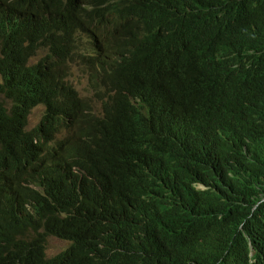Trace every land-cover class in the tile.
Listing matches in <instances>:
<instances>
[{"label":"trees","instance_id":"trees-1","mask_svg":"<svg viewBox=\"0 0 264 264\" xmlns=\"http://www.w3.org/2000/svg\"><path fill=\"white\" fill-rule=\"evenodd\" d=\"M45 1L0 0V165L5 156L8 167L0 203L18 209L0 215V238L9 244L30 232L39 250L50 235L72 239L51 264H264V0H117L151 23L153 43L188 53L181 66L145 59L127 71L130 92L161 123L180 125L187 152L149 149L145 169L120 187L48 160L37 189L19 198L11 160L36 146L25 131L31 108L56 89L75 94L62 82L76 58L56 60L49 72L39 66ZM11 7L33 10L30 33L11 25ZM31 200L32 210L24 206ZM29 247L19 240L21 252Z\"/></svg>","mask_w":264,"mask_h":264},{"label":"clouds","instance_id":"clouds-1","mask_svg":"<svg viewBox=\"0 0 264 264\" xmlns=\"http://www.w3.org/2000/svg\"><path fill=\"white\" fill-rule=\"evenodd\" d=\"M44 6L49 26L42 37L47 50L41 54L44 57L40 69L49 72L56 60L65 56L76 58L67 61L69 76L62 82L75 94L66 99L62 89H56L48 94L47 100L31 108L25 131L33 133L36 146L27 151V159L15 153L11 160V169L21 181L18 197L22 198L26 187L37 189L39 170L48 165V160H65L80 179L120 187L145 169L149 149L173 148L187 152L179 138L180 125L176 121L161 123L158 114L130 92L127 71L140 67L145 59L168 67L181 66V55L188 53L180 52L176 44L163 48L153 43L151 23L140 22L133 9L123 7L117 0H46ZM5 16L17 30H24V35L34 28L35 15L28 7H11ZM76 67L83 73L81 79L83 76L87 79L83 93L79 90L82 82L71 75ZM187 93L185 90L184 95ZM76 98L84 102L83 107L71 105L70 101ZM37 106H43L44 115L38 124L31 125L32 111ZM51 134L54 144L48 151L42 149L44 137ZM4 158L0 177L8 171ZM7 183L0 181V191ZM199 187L206 188L203 184ZM33 202L24 206L31 209ZM13 206L0 203L3 207L0 215L17 212ZM49 237L69 245L57 254H50ZM21 238L30 245L23 252L18 249ZM48 238L42 250L36 247V236L30 232L25 237L22 232L15 234L9 244L0 238V264H51L52 259L66 252L74 242L56 235ZM168 259L175 263L173 256L169 255Z\"/></svg>","mask_w":264,"mask_h":264},{"label":"rangeland","instance_id":"rangeland-1","mask_svg":"<svg viewBox=\"0 0 264 264\" xmlns=\"http://www.w3.org/2000/svg\"><path fill=\"white\" fill-rule=\"evenodd\" d=\"M82 74L83 73L80 71L79 67H76L75 71L71 73V75L73 76V79H75L79 83L82 82L79 85V90L81 91V93L84 92V89L86 88V82H87V79L84 76H83V80L81 79ZM43 115H44L43 106L35 107L31 115V125L38 124L40 119L43 117ZM47 245L49 247L50 254H57L61 252L62 250H64L69 245V243L64 240L58 239L56 237H49L47 239Z\"/></svg>","mask_w":264,"mask_h":264}]
</instances>
